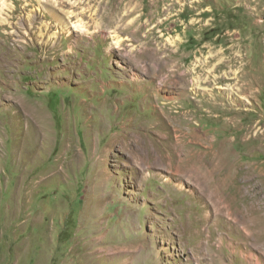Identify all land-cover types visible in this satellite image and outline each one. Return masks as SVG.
Listing matches in <instances>:
<instances>
[{
  "label": "rangeland",
  "instance_id": "rangeland-1",
  "mask_svg": "<svg viewBox=\"0 0 264 264\" xmlns=\"http://www.w3.org/2000/svg\"><path fill=\"white\" fill-rule=\"evenodd\" d=\"M5 1L0 264H264V0Z\"/></svg>",
  "mask_w": 264,
  "mask_h": 264
},
{
  "label": "bare ground",
  "instance_id": "bare-ground-1",
  "mask_svg": "<svg viewBox=\"0 0 264 264\" xmlns=\"http://www.w3.org/2000/svg\"><path fill=\"white\" fill-rule=\"evenodd\" d=\"M5 5H6V1L5 0H2V2H1V7H0V23L2 24V23H4V24H6V19L5 18H3V11H4V8H6L5 7ZM57 6V5H56ZM8 8V7H7ZM10 8H11V6H10ZM47 9V11L49 12H51V17L57 22V24H60V27L61 28H64V27H68L69 26V22H73V21H71V17H70V14L72 13L71 11H69V12H60V13H58V9L57 10H52L51 11V8L50 7H48V8H46ZM12 12V11H11ZM14 12V11H13ZM5 17V16H4ZM11 17V16H10ZM30 18V17H29ZM8 20V19H7ZM53 20V21H54ZM47 25V24H46ZM49 26V25H48ZM73 28L74 29H76V30H78V31H82L83 29H85V27H84V25L82 24V22H81V20H78V21H76V22H73ZM71 27V26H70ZM50 37V36H49ZM160 105V104H159ZM165 106V105H164ZM163 106V107H164ZM156 109V108H155ZM172 110V109H171ZM161 113V112H160ZM170 113V112H169ZM159 117V116H158ZM163 117V116H162ZM168 119V118H167ZM163 120V119H162ZM180 124V123H179ZM178 124V125H179ZM181 125V124H180ZM159 126V125H158ZM141 127V126H140ZM155 128V127H154ZM124 129V128H123ZM134 129H136V128H134ZM148 130V129H147ZM140 131V130H139ZM141 132V131H140ZM146 132V131H145ZM148 132V131H147ZM139 133V132H138ZM143 133V132H142ZM138 138V137H137ZM191 167H193V166H191Z\"/></svg>",
  "mask_w": 264,
  "mask_h": 264
}]
</instances>
